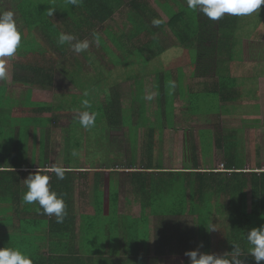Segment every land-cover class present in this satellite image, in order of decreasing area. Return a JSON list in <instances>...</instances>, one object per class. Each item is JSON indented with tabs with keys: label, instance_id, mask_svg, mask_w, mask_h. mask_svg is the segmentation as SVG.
Masks as SVG:
<instances>
[{
	"label": "trees",
	"instance_id": "16d2710c",
	"mask_svg": "<svg viewBox=\"0 0 264 264\" xmlns=\"http://www.w3.org/2000/svg\"><path fill=\"white\" fill-rule=\"evenodd\" d=\"M158 1L168 13L169 22H165L146 0H130L129 4L136 14H131L128 19L139 24L128 33H125L126 26L116 31L108 24L115 13V7L122 5L120 0H78L76 6L69 4L68 0H20L16 4L17 21L20 22L16 25L22 37L18 48L19 65L28 74L27 84L52 89V76H55L59 68L82 89V94L73 95L72 100L64 96L41 101L29 90L26 94L28 103H22L20 109L23 110L12 116L11 109L5 106V102H0V140L7 137L6 144H0V168H6L0 170L1 194H9L8 198L11 199L16 192L19 201H23V194L27 191L24 182L27 174L37 168L39 161L42 162L41 167L48 166L49 152L52 151L51 139L55 137V128H52L54 115L73 104L72 108L94 114L95 121L89 128L80 123L67 127L65 161L61 167L64 169L63 180L58 179L55 173L40 170L41 174L49 176L50 190L55 191L65 202L66 215L63 222L57 223L54 215L44 214L39 205L33 203L30 204V214L34 212V217L30 220L22 218L21 228H16L12 213H5L6 209H3L2 213L9 216L0 220V248L19 249L29 255L33 264H148L142 262L148 250L138 244L146 242L145 228L141 227L145 226V210L150 208L152 214L158 216H198L199 230L195 237L199 241L208 240V245L201 252H210L208 237L212 232L214 241L219 243L218 251L225 254L226 259L231 258L233 247L236 246L240 249L241 264L255 263L254 258L248 255L251 245L246 233L251 228L264 225V172H229L231 180L226 183L219 180L221 177L215 178L213 172H202L205 169L200 168V162L206 161L214 144L212 128L207 126L197 128L200 131L197 140L194 134L185 132L184 165L187 167L185 170L189 171L164 169L159 149L165 129L176 130L175 119L180 113L177 108L181 104H176V101H183L184 108L185 103L189 107V112L180 108L183 113L181 115L193 118L208 114L211 110L221 113L225 108L214 104L215 107L207 109L205 95L190 92L189 85L183 80L186 67L197 75L198 50L194 47L195 41L209 38L211 46L215 47L214 53L220 57L227 56L229 64H243L242 46L245 38H257L259 34L255 32L264 30V5L260 12L247 16L225 14L219 20L200 22L197 11L181 6V0H171L173 4L180 5L179 10L166 0ZM49 9L55 11L52 16H49ZM54 16L64 19L62 24L55 21ZM153 19H159L162 23L154 26ZM144 31L149 32L146 40L140 38ZM166 32L175 45L167 46V41L157 35ZM61 33L74 36L76 39L72 43L88 39L93 47L104 54L102 62L107 63V66L112 64L113 68L106 70L104 75L105 70L101 71L102 62H97L89 53L85 54V61L81 63L84 65H78V55L82 56L83 52L76 53L68 43L59 45L57 41ZM36 58L46 62H36ZM49 63L57 65L47 66ZM210 65L219 75V83L213 85L218 104L238 102L244 89H239L238 80L233 77L231 69L228 70L227 65L220 67L221 58L220 61H212ZM90 67L94 71H90ZM171 68L180 71V81L174 79L173 72L164 75L163 71ZM218 68L223 71L218 73ZM74 71L77 72L75 77ZM148 76H154L156 82L159 105L156 126L151 122L146 100L144 78ZM19 79L21 81L22 78ZM119 80H131L137 86L131 109L123 110L116 93L108 88L110 83ZM263 86L254 89L256 98L262 101L260 106L255 104V109L264 110ZM100 92H104L105 101L101 100ZM201 101L203 103L199 104ZM212 101L215 103L214 98ZM244 108L251 107H242L239 112ZM255 109L251 108L252 111ZM245 114L250 116L252 113ZM185 118L183 120L187 121ZM256 120L260 121L259 118ZM120 124L129 129L126 143L131 158L128 165L121 159L122 167L112 168V162L120 160L124 153L118 152V156L110 162L106 153L100 158L101 152L105 151L104 132L108 126L118 127ZM223 140L225 143L221 146L215 137V146L223 151L227 166L243 163L237 158V141L228 138ZM136 147L145 149L142 168L137 163ZM73 152L77 155L73 156ZM96 159H100L99 164L89 166ZM83 161L88 162L85 164L88 168L81 167ZM18 169H28L29 172L21 174ZM119 169L131 171L126 174L130 182L127 199L130 202L134 196L141 200L143 215L140 219H131V208H127L123 216L117 210L120 192L114 176L119 174ZM227 169L231 171L233 168ZM77 173L82 175L84 181L87 180L85 195L88 212L78 217L81 228H77L79 221L76 216ZM249 189L253 201L251 213L248 211ZM28 226L30 228H26ZM78 231L81 236H78ZM179 241L186 242V236L180 237ZM122 255L124 261H118Z\"/></svg>",
	"mask_w": 264,
	"mask_h": 264
},
{
	"label": "rangeland",
	"instance_id": "374dc122",
	"mask_svg": "<svg viewBox=\"0 0 264 264\" xmlns=\"http://www.w3.org/2000/svg\"><path fill=\"white\" fill-rule=\"evenodd\" d=\"M130 0H120L122 5L119 7L118 5L115 7V13L111 17V20L108 22V24L113 27L116 31L122 27V25L128 20V17L130 14L135 12L134 8L129 4ZM157 1V2H156ZM168 3H171L177 10H179L178 4H173L170 0H166ZM20 0H0V12L5 11H11L14 14V19L16 21V24H20L19 21H17L18 13L16 10V4H18ZM148 4L152 7L153 10L157 11L160 16H162L167 22L168 18H170L167 14L164 13V11L159 7V1L158 0H146ZM183 5H187V3L181 2ZM262 7V5H261ZM16 10V11H14ZM261 8L257 10L256 12H260ZM136 14V13H134ZM198 20L200 22L202 20L209 21V18H207L203 13L197 11ZM54 20L57 21L59 24H62L64 19L61 20V18H58L57 16H54ZM127 24V23H125ZM133 25V24H132ZM128 27L131 28L130 25ZM218 29V27H215ZM253 30H255V26L252 27ZM255 33L259 34L257 35V38L249 37L245 38L242 50H243V59L245 60V67L248 68V70H254L258 71L262 76H264V30L259 29ZM163 41H167L166 45L171 46L174 44V40L171 38V36L166 35H159ZM259 36V37H258ZM146 37H148V34L144 35V40H146ZM89 47L86 51L83 52L80 62L82 63L85 54L89 53L97 62L101 63L104 59V54H102L101 50H97L91 42L88 40ZM165 43V42H164ZM202 43V45H201ZM212 45V41H210L209 38H202L198 41H195L194 47L198 50V57H197V66H198V72H203L206 70L212 61H220L223 60L224 56H219V54H216L211 52V49L209 47ZM5 59L6 63L8 59L10 58H3ZM82 59V60H81ZM36 62L45 63L46 61L44 59L36 58L34 60ZM102 62V68L101 71H104V75H106V70H111L113 65L107 66V63ZM48 65H57L56 63H49ZM243 65V64H242ZM92 67V65L90 64ZM89 68L90 71H94L93 68ZM63 70V69H62ZM61 69L57 68V71L55 73V76H52L54 78V88L50 89V93H48L46 90L39 89V87H31V89L35 88L33 91V94H36L38 98L42 100H51L55 99L56 97H71L75 94H82V89L73 82L67 73L62 71ZM99 70L97 71V73ZM258 73V74H259ZM77 72L74 71L73 76ZM93 74V73H92ZM77 76V75H76ZM125 74L123 73L122 78H124ZM106 78V77H105ZM216 81V80H215ZM213 81V82H215ZM264 81V80H263ZM217 83V81L215 82ZM203 82L201 80L196 81L195 85H198L197 91H199L202 88ZM144 87L146 92V100H148L149 105V114L152 117L151 122L153 124L158 123V112H159V105L157 103V90L155 88V79L154 76H148L145 77L144 80ZM264 87V86H263ZM39 90H38V89ZM108 88L110 90H113L120 101V106L123 110L131 109L133 108V97L136 96L137 92V86L134 83V81L131 82H125V80H119L114 81L108 85ZM11 89V88H10ZM11 90L14 92H17V98H19L22 93L24 92L25 88H22L21 86H14ZM246 92V96H252L253 89H251V85L249 84L248 87L244 88ZM252 93V94H250ZM100 98L101 100L105 101V94L104 92H100ZM151 97V99H148L147 97ZM264 98V94H263ZM21 99V98H20ZM262 102V101H260ZM203 101H201L199 104H202ZM178 104V102H177ZM236 105L242 106V107H251L252 109H255L256 106L254 101H248L247 103H235ZM234 103H228V106L235 105ZM181 104H178L179 109ZM73 104H70L65 111L60 112L58 115H54L55 117V123L52 125V128H55V137L51 139L52 142V151L49 152V164L51 166L55 167H63L64 161H65V147H66V129L67 127H72L77 124H79V116L80 113L83 112L81 110H78L77 108H72ZM251 108L246 109L245 112L251 113ZM180 113L177 114V117L181 118L182 110H180ZM253 115L256 117H259V122L257 120H247L246 117L242 113H235L233 120H226L223 116H220L219 114L217 116H210L207 118H196L193 123L187 122L182 120L176 121L175 129L173 131L166 130L164 133L163 139L160 143V149L159 152L162 153V159L165 162V165H171L173 169L176 168H182V163L184 164V156H183V148L180 146V142L183 139L182 134L185 135V130H189L187 128H193V129H199V127H211L215 130L216 133L220 135L219 138L216 137V139L223 140V136L229 135V133L224 132H231L232 130H235L234 133H232L234 136H230L228 139L231 141H237L239 148V156H237L238 160L242 161L243 163H240V165L246 166L247 170H250V165L255 166L253 170L257 169V166L264 167V113L263 115H255V111L252 112ZM252 115V116H253ZM176 120V119H175ZM177 131V132H176ZM105 151L101 152L102 158L106 153V158L108 162H110L114 157L118 156V152H123L124 154H121L120 160H114L112 162V168L116 166H121V161L125 162L126 165L129 164L130 161V153H128V147H127V141L129 137V129L122 126L121 124L118 127L115 126H108L105 129ZM190 133V132H188ZM41 134V131H40ZM231 134V133H230ZM40 138L43 139V136ZM225 138V137H224ZM7 137H4L0 140V144L4 146L6 144ZM142 139H144V136H142ZM122 148V149H121ZM137 148V147H136ZM136 148H134V151L137 153V160L138 165H141L142 168V162L144 160L145 149L142 147H138L137 151ZM162 150V151H161ZM160 156V155H159ZM122 159V160H121ZM225 156L221 150V153H218L217 160L218 162L223 163L225 162ZM100 160V159H98ZM98 160H94L93 163H90L89 166H97ZM39 161V160H38ZM182 161V163H180ZM214 161V160H213ZM215 162V161H214ZM39 165L42 163L41 161L38 162ZM88 163L87 161H83L81 163V166H85V164ZM48 164V165H49ZM216 169H221L220 166H217ZM257 171V170H256ZM264 171V169L262 170ZM259 172V171H257ZM79 182L77 183L76 189H75V199H76V208L79 210L81 214H86L88 212V202L86 198L85 193V185H87V180L82 179V175L77 173L76 174ZM28 176V175H27ZM125 173H120L115 175V180L117 183V186L120 190V192L126 196L128 191H130V182L127 181ZM224 180L229 181L228 179L221 177ZM220 178V179H221ZM250 192V191H249ZM85 195V196H84ZM249 199L250 203L252 202V196L249 193ZM135 210V211H134ZM133 215L135 218H138V216L141 214L140 208L135 207L132 210ZM124 214V211L122 212V216ZM182 218L183 222H188L191 220V218L187 217ZM2 221V219H1ZM15 225V221L13 223ZM13 230V229H12ZM14 233V231H13ZM17 234V233H14ZM78 236H81L78 231ZM46 253V252H45ZM213 254H219L220 253H213ZM264 262V261H261ZM178 264H187V261H177Z\"/></svg>",
	"mask_w": 264,
	"mask_h": 264
},
{
	"label": "crops",
	"instance_id": "0c3cea01",
	"mask_svg": "<svg viewBox=\"0 0 264 264\" xmlns=\"http://www.w3.org/2000/svg\"><path fill=\"white\" fill-rule=\"evenodd\" d=\"M177 1L179 2L180 0H177ZM181 2L187 3V0H181ZM158 6L161 7L160 5H158ZM181 6L188 8L187 5H183L182 3H181ZM161 9L163 10L162 7H161ZM134 13L135 12H133L132 14H134ZM164 13L168 14L166 11H164ZM130 16H131V14L129 15V17ZM162 19L165 22H167L163 17H162ZM168 19L170 20V18H168ZM169 20H168V22H169ZM125 23H127V24H125ZM125 23L120 28V29H122L124 26H126L125 33H128L134 27L136 28V26L139 24L138 22L133 23L129 19ZM128 25H130L131 28L128 27ZM122 33H124V32H122ZM143 33L144 34L140 38L144 40V35L149 34V32L144 31ZM158 34L170 36V34L168 32H166V34L157 33V35ZM85 40L88 41V39H85ZM127 40L129 41V38H127ZM173 45H175V44H173ZM209 49H211V52L213 54V50L215 49V47L210 46ZM198 54H197V57H198ZM78 57L81 58V56H79V55H78ZM226 57L225 56L223 57L222 65L220 67H224L225 65H227L228 70L231 69L232 74L234 75L233 77L238 80V83L240 86L239 89H244V88L248 87L250 84L251 89H253V91H254L253 94L250 93V94H252V96H246V92L244 90V94L239 97L240 99L238 100L237 103H247L248 101H254V103H256V105L260 106L262 104V102H260V100H258L256 98V92L254 89L262 88V85H264V81H263L264 76H262V74H260L258 71L248 70V68L245 67V60L244 59H243L244 60L243 65L237 64V63L229 64ZM19 60H20V54L17 50L16 54L13 57H11L10 59H8V61L6 63L7 72H8L7 80L0 81V102L1 103L5 102V106H7L8 109H11L10 116H12L13 113L16 114L15 112H17L19 110H23V108L20 109V106L24 102L28 103L27 99H26V97H27L26 94L29 93V90H32V91L35 90V88L31 89V86H29V84H27L28 83V80H27L28 74L25 73L22 66L19 65ZM78 65L82 66L84 64H81V62H79ZM222 71H223L222 69H219L218 73L222 72ZM163 72H164V75H166L167 72H173L174 74H176V75H174L172 73L174 76V79H176L177 81H180L178 79V74L180 73V71H178V69L171 68V70L170 69L168 71L164 70ZM184 72L186 74L183 76V80L186 81L185 84L187 83L189 85V87L191 89L190 92H199V93H201V94L203 93L205 95L204 100H207V102H208V103L206 102V104H208L207 109H209L211 107L212 108L215 107L214 104H216L217 106L218 105L223 106L225 108L223 110L224 113L223 112L218 113L216 111L211 110V112L208 114L197 115V116H194V118L191 116H186V115H185L186 116V118H185V116L181 115V118L177 117L176 121L181 119L180 121L182 122L183 117H184L188 122L193 123L196 118L197 119L202 118V117L207 118V117L214 116V115L217 116L218 114L220 116H223L226 120L230 121V120L234 119L233 115L235 113H243V112H244L243 115L246 117V119L248 121L251 119L256 120L259 118L257 116L255 117L253 115V113H252L253 111L251 112L252 114H250V116H247V114H245V111H246L245 108L239 112V109L242 108V106L236 105L235 104L236 102H228V103H232V104L234 103L235 104L232 106H228L227 105L228 103H224V102H220L218 104L217 93L214 92V86L213 85H217L219 83V75H217V72L214 70L213 66L210 65L203 72H198V67H197L196 68V73H197L196 76L194 75L195 72H194V74H192V71L188 70L187 67L184 69ZM16 76H18L17 77L18 80L15 79ZM19 78H22L21 81ZM154 79H155V77H154ZM198 80H201L203 82V84H201L202 88L199 91H197L198 85H195L196 81H198ZM215 80L217 81V83H215L216 82ZM213 81H215V82H213ZM125 82H131V80H126ZM15 85L21 86L22 88H25L24 92L22 93V95L19 98H17V92H14L13 90H11ZM155 88H156V82H155ZM39 89H41V88H39ZM42 90H46L48 93L51 92L50 89L47 90L45 88H42ZM213 98L215 100V103H213V101H212ZM177 102L178 101H176V104H177ZM178 103H181L180 108H184L183 101L178 102ZM185 105L186 106H185L184 110L186 112H189V107H187L186 103H185ZM254 111L256 113L255 115L260 116V115H263L262 112L264 110L255 109ZM188 117H190V118H188ZM187 129H189V130H185V132L186 133L190 132V133L194 134L195 140H197V135H198V132H200V131H198V129H196V128L195 129L187 128ZM211 131L214 135V139H213L214 144H213V147L211 149V154H209V157L206 159V161L200 162V166H201L200 168L205 169V170H202V172H213V173H215L214 174L215 178L224 177V178L228 179L229 181L231 180V178L228 177V175L232 172H242L243 171L247 174H251L256 170L259 171V173L264 172V171H262L264 169V167H261V166H257V169L253 170L255 166L250 165V170H247V168H245L246 166L240 165V163H236V164L233 163V165H231L229 167V166H227L226 162H224V161H222L223 163L216 161L218 153H221V149H219L215 146V137L219 138L220 135L218 133H216L214 129H211ZM234 132H235V130H232L231 132H224V133H229V135L223 136V139H224V137L229 138L230 136H234L232 134ZM182 136H183V139L180 142V146L183 148V152H184V136L185 135L182 134ZM219 142H220L221 146H223V144L225 143L224 140H219ZM183 156H184V153H183ZM160 157H162V156L160 155ZM180 163H182V161H180ZM182 166L183 167L181 169L180 168L173 169L171 165H165V162L163 161V168L166 169L167 171H174V172L175 171H189V170H185L187 167L183 163H182ZM217 166H220L221 169H219V170L216 169ZM36 167H37L36 169H31L30 172L34 173L39 168L40 170L48 171L49 173H54L51 169L55 166H51V164H50V165L46 166V168L41 167V165H36ZM81 167L88 168V166H81ZM192 168H194V167H192ZM227 168H233V169H231V171H230ZM5 169H6L5 167L0 168L1 171L5 170ZM7 169H10V168H7ZM240 170H242V171H240ZM17 171L21 172V174H22V172H24V173L29 172L28 169H18ZM77 172H82V171H77ZM129 172H131V171L119 169V174L120 173L127 174ZM27 175H29V174H27ZM219 180L222 181L224 179L221 178ZM226 181L227 180H224V183H226ZM119 192H120V190H119ZM249 193L251 194V189L248 190V194ZM0 194H1V192H0ZM1 195L2 196H0V218L2 219L4 216H6V217L9 216L8 214L2 213L3 209L4 210L6 209L5 213L11 212L12 213L11 217L14 218L16 228H19V226L21 228L20 223L22 222V218L30 220V218H32L33 214H35L34 212H33V214H30V204H27L24 201H19L20 200L18 198L19 194H17L16 192H15L14 198L12 196L11 199L8 198L9 194H7L8 196H5L3 194H1ZM6 200H11V202H5ZM252 202L250 203V199H249L248 211L250 213L252 212ZM117 207H118L117 210L119 211L120 215H122L123 211L125 214L127 208H131V215H130L131 219L136 220V219L142 218L143 207H142L141 200L132 196L131 201L128 202L126 192H125V195H123L120 192V197H119ZM135 207H139L140 211H141V214L138 216V218H135V216L133 215V212H132L133 208H135ZM21 209H24V211H22ZM81 215H83V214H81L79 212V210L76 209L77 218L80 217ZM145 215H146L145 216L146 220L144 222L145 226L143 225V227H141V228H145L144 229L145 230L144 241H146V242H145V244H143L142 242H139V244H138V245H143V247L146 248V250H148V254H146L145 257L142 259L143 263L146 262L148 264H178L177 261H182V262L187 261V257H185V255H184V253L186 251L194 250L197 248L196 246L199 247L202 244L203 247H199V250L201 251L205 248L206 245H208V240L199 241L198 238L195 237V236H197L195 234H197V232L199 230V228H198L199 221H198V216H196V215L195 216L188 215L187 217L191 218V220H189L188 222H183L182 221L183 217H180V216L178 217L176 215H174L173 217L153 215L150 208L145 210ZM78 221H79V223L77 225L78 227L77 226L76 227L81 228L80 227L81 220H79V218H78ZM26 228H30V226H28ZM79 234L81 235L80 232H79ZM182 236H186V242L182 243L179 241L180 237H182ZM208 238H209V245L211 246L209 253H220V254H222L221 252L218 251V249L220 248L219 243H218V241H214L212 232H210V236ZM122 246H124V240L122 241ZM206 251L207 250H204L203 252H206ZM223 255H225V254H223ZM248 255L250 257H252L249 253H248ZM249 256H247L246 258H249ZM119 259L120 260H118V261H124L123 255ZM187 264H188V261H187ZM254 264H256V261ZM260 264H264V262H260Z\"/></svg>",
	"mask_w": 264,
	"mask_h": 264
},
{
	"label": "clouds",
	"instance_id": "9594fccd",
	"mask_svg": "<svg viewBox=\"0 0 264 264\" xmlns=\"http://www.w3.org/2000/svg\"><path fill=\"white\" fill-rule=\"evenodd\" d=\"M69 4L76 6L78 0H68ZM264 0H187V7L193 11L203 13L210 20H219L225 14L232 16H247L261 8ZM49 16L55 12L49 9ZM162 22L159 19H153L152 24L159 26ZM21 33L18 31L14 14L11 11L0 12V81L8 78L6 61L3 58L13 57L20 44ZM71 34L61 33L57 43L64 45L70 44V47L76 53L84 52L88 49L87 40L76 41ZM151 99V97H147ZM95 115L88 111H83L79 116V123L85 128L94 125ZM73 156L77 153L73 152ZM56 177L60 180L64 179V169L61 167H53L51 169ZM49 176L41 174L38 168L34 173H30L24 182L27 191L23 194V201L27 204L37 203L48 216H55L57 223L63 222L66 215L65 202L61 196L55 191L50 190ZM248 243L251 245L249 254L254 258L256 264L264 261V225L251 228L246 233ZM199 247H203L201 244ZM199 247L184 253L187 257L188 264H241L240 249L233 247V255L230 259H226L224 255L201 252ZM0 264H33L29 255L22 253L19 249L2 247L0 248Z\"/></svg>",
	"mask_w": 264,
	"mask_h": 264
}]
</instances>
